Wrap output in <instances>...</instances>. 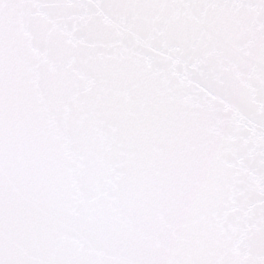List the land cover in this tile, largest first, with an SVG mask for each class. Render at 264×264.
Listing matches in <instances>:
<instances>
[{"label":"snow or ice","instance_id":"1","mask_svg":"<svg viewBox=\"0 0 264 264\" xmlns=\"http://www.w3.org/2000/svg\"><path fill=\"white\" fill-rule=\"evenodd\" d=\"M0 264H264V0H0Z\"/></svg>","mask_w":264,"mask_h":264}]
</instances>
